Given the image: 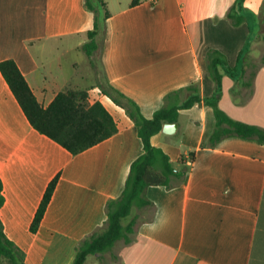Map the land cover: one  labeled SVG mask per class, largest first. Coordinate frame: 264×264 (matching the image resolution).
I'll list each match as a JSON object with an SVG mask.
<instances>
[{"label":"crops","instance_id":"obj_1","mask_svg":"<svg viewBox=\"0 0 264 264\" xmlns=\"http://www.w3.org/2000/svg\"><path fill=\"white\" fill-rule=\"evenodd\" d=\"M85 1L0 0V62H16L44 107L60 92L87 90L90 102L100 101L118 127L112 137L72 155L32 127L0 73L5 197L0 218L26 264H73L76 246L103 227L106 204L122 194L132 163L144 153L125 110L89 84L92 66L83 46L94 28V13ZM132 1L104 0L110 15L99 64L110 86L152 119L168 95L192 84L199 85L202 98L215 93L205 61L215 49L240 74L232 79L219 69L218 108L235 121L264 129V23L253 51L242 58L239 47L246 35L228 17L234 0ZM186 97L183 92L168 103L181 104ZM167 123L151 137L152 145L174 164L195 151L191 170L178 187H149L154 220L140 222L129 243L118 241L112 251L95 255L94 264H264V145L229 137L209 148L216 116L203 102L179 111L171 123L178 125L175 133L163 132ZM57 175L33 233L34 216ZM106 256L111 261L101 262Z\"/></svg>","mask_w":264,"mask_h":264},{"label":"trees","instance_id":"obj_2","mask_svg":"<svg viewBox=\"0 0 264 264\" xmlns=\"http://www.w3.org/2000/svg\"><path fill=\"white\" fill-rule=\"evenodd\" d=\"M138 2L139 0H133L131 4L135 5ZM85 5L94 13V28L87 32L88 42L83 46V50L89 57L90 65L95 69L96 58L100 60L102 55L106 20L110 14L104 0H86ZM234 9L233 6L228 17L234 25H240L243 18L233 21ZM262 18L264 23V17ZM241 55L242 52L240 57ZM206 58L208 74L216 82L215 93L210 98H202L199 85L192 84L168 95L164 106L155 112L152 119L143 117L134 101L110 86L101 67L103 77L97 78L96 87L117 106L124 109L134 122L143 142L144 153L132 163L122 194L106 204L107 219L103 227L76 246L73 264H85L89 256L103 255L112 251L118 241L123 240L129 243L130 234L140 223L138 220L141 218V213L151 212L149 218L142 219L143 222L154 220L155 205L146 195L149 187L164 186L172 189L185 181L195 161V151L187 155L183 154L178 163L174 164L167 154L151 143V137L160 133L165 122H177L179 111L202 102L214 109L216 126L207 143L209 148H214L222 139L229 137L253 140L264 145V129L235 121L218 108L222 92V74L219 69L221 68L232 79L240 76L238 70L236 67H230L224 55L218 50L210 49ZM0 73L32 127L60 144L72 155L80 154L118 132L117 123L112 114L100 101L90 102L87 90L68 89L60 92L48 107H44L37 100L14 60L0 62ZM183 92L187 94L186 99L181 104L175 103L170 106L168 100L173 96L179 98ZM58 181L59 175L49 183L30 226L31 232L38 231ZM4 203L3 183L0 178V210ZM126 220H128L127 223H125ZM0 264H26L25 253L7 238L1 218Z\"/></svg>","mask_w":264,"mask_h":264},{"label":"rangeland","instance_id":"obj_3","mask_svg":"<svg viewBox=\"0 0 264 264\" xmlns=\"http://www.w3.org/2000/svg\"><path fill=\"white\" fill-rule=\"evenodd\" d=\"M234 7L233 10V21H237L238 18H243V21L240 25H233L242 28L243 33L246 35L245 40H243V44L239 47L242 51V58H245L250 52L253 51V44L259 39L261 35V23H262V16L264 17V0H234ZM232 22V21H231ZM260 49H264V45L260 47ZM224 55V54H223ZM244 56V57H243ZM207 54L205 56V61L207 64ZM225 57V55H224ZM226 59V58H225ZM97 66L95 69H90L92 72L91 77L89 78V84L96 86L97 78H102V70L99 64V58H96ZM85 72L83 69L82 73ZM98 92V91H95ZM136 213V212H135ZM134 213V214H135ZM133 214V215H134ZM141 218L138 222H141L142 219H147L150 217L151 212H147L145 214H140ZM128 220L125 221L127 223ZM91 258V257H90ZM91 260L90 264H94L97 262V258L94 256ZM111 260L106 256L105 259L101 262L108 263Z\"/></svg>","mask_w":264,"mask_h":264},{"label":"water","instance_id":"obj_4","mask_svg":"<svg viewBox=\"0 0 264 264\" xmlns=\"http://www.w3.org/2000/svg\"><path fill=\"white\" fill-rule=\"evenodd\" d=\"M178 129V125L177 124H171V123H167L164 125L163 127V132L166 134H173L177 131Z\"/></svg>","mask_w":264,"mask_h":264}]
</instances>
